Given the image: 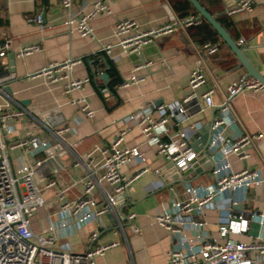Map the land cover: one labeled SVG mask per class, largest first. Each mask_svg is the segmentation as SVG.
Listing matches in <instances>:
<instances>
[{"label": "crops", "instance_id": "0c3cea01", "mask_svg": "<svg viewBox=\"0 0 264 264\" xmlns=\"http://www.w3.org/2000/svg\"><path fill=\"white\" fill-rule=\"evenodd\" d=\"M95 1L105 3L112 16H98L93 21L96 38L87 39L71 33L65 25L67 12L60 0H0V43L6 39L12 42V52L2 61L9 66V73L16 76L8 86L14 99L21 102L28 113L17 123V127L27 132L32 128V118L60 114L69 128L62 134H51L46 129L36 130L42 144L40 148L28 152L15 150L12 159L19 172L40 163L37 182L43 188L45 205L34 214L32 229L38 236H52L57 250L81 254L90 248L116 243L115 247L97 257V264H168L169 252L176 239L157 224L155 216L172 201L184 198L190 186L206 187L213 183V163L209 156L200 164L201 173L184 179H163L154 170L159 167L168 169L170 164L162 156L152 155V169L132 185L131 201L126 204L120 202L116 206L120 215L136 214L132 223L123 219L124 230L117 226L113 214L96 216L94 213L104 205L105 195L112 194L111 187L105 183L94 190V204L86 210L74 213L72 210H61V206L63 202L74 201L84 193L86 163L93 157L95 163L100 164L101 158L97 152L116 138L123 127L122 119L143 107L172 106L181 102L190 91V73L199 61L204 62L207 79V85L201 87L199 93L212 88L217 105L223 102L228 86L242 76H248L247 71L226 43H218L219 51L208 56L203 49L204 44L211 42L208 31L202 23L189 28L176 24L196 14L181 17L174 8L175 0H76L74 10L81 13ZM199 2L216 18L229 23L227 31L237 44L245 40V45L240 47H243L249 62L264 76V0H260L253 10L233 16H228L226 12L238 0ZM37 16H41V23L28 21ZM125 19L135 20L143 30L166 24L175 26V30L146 45L140 53H128L114 36L115 23ZM33 43L38 44V51L24 58L16 56L22 46ZM107 46H110L109 53L103 49ZM101 52L104 54L99 55ZM12 53L15 54L14 66L10 60ZM75 60L82 62L73 67L72 78L90 80L84 90L66 95L63 82L53 83L38 75L51 63ZM108 60L114 63L122 83L132 75L143 80L128 87L118 85L112 92L108 88L111 80ZM105 73L109 76L106 84L101 78ZM1 76L4 74L0 72ZM80 96L95 112L93 118H87L71 103L72 99ZM196 103L197 107H204L201 98ZM232 105L239 121L226 128V135L241 131L264 133V93L241 94L234 98ZM218 115V109L207 108L202 112L196 109L183 123L173 118L169 124L170 135L165 139L176 138L178 130L195 125L194 131L189 130L193 145L196 134L209 126ZM206 134L200 133L194 142L201 145ZM142 141L139 128H133L126 137L128 144H141ZM230 163L235 172L251 167L262 171L264 178V152L260 154L253 150L248 160L231 157ZM139 168L137 164H129L122 171L130 176ZM49 182H55V185L46 188ZM223 197L238 203L218 208L220 203L213 202L202 214L194 212L192 218L195 221L203 220L206 225L192 230V236L205 233L218 237L219 222L224 221L229 213L240 215L257 210L264 202V190L251 189L245 197L242 192H228ZM86 213L89 216H85ZM132 226L138 228L139 232H134ZM249 227L248 233L234 236L233 239L250 241L264 238V228L261 230L259 224L253 222Z\"/></svg>", "mask_w": 264, "mask_h": 264}, {"label": "built area", "instance_id": "2783aa9c", "mask_svg": "<svg viewBox=\"0 0 264 264\" xmlns=\"http://www.w3.org/2000/svg\"><path fill=\"white\" fill-rule=\"evenodd\" d=\"M66 10L65 25L71 33H77L82 38L95 39L93 21L98 16H112L110 8L101 1L92 2L83 12L76 13V0H60ZM260 0H238L237 4L227 10L228 16L241 14L253 10ZM29 22L41 23V16L31 18ZM203 18L192 15L179 20L183 28L200 25ZM175 26L166 24L156 29L143 30L133 19L118 20L114 26V36L125 52L140 53L142 48L153 43L159 37L174 32ZM245 40L238 42L245 45ZM218 43H206L203 46L208 56L219 51ZM110 52V46L104 47ZM39 50L36 43L27 44L16 53L19 58L27 57ZM12 52V42L6 39L0 43V264H97V257L103 255L113 243L108 246H98L78 254L71 251L57 250L52 236H38L32 229L34 214L45 205L44 191L37 182L40 163L30 165L20 172L15 168L12 153L15 150L31 151L40 148L39 136L36 130L46 129L51 134H62L69 130L65 118L60 114H50L44 118H32L30 131L25 132L17 127V123L28 114L21 102L14 99L5 90L9 82L16 79L14 73H9V66L3 63ZM81 60L64 63H51L44 67L38 75L48 78L53 83L63 82L64 93L71 95L84 90L90 82L89 78L73 79L72 69ZM149 64H145L148 66ZM204 62L199 61L191 71L189 77V93L172 106L143 107L122 119L123 127L116 138L98 150L100 164L95 163L93 157L86 163L84 193L74 201H65L61 210H72L79 213L94 204L92 193L101 183L109 185L112 194L105 195V203L97 209L96 216L113 214L117 226L123 229V219L133 222L135 213H118L116 206L120 202L131 201L132 185L144 174L151 171L150 157L154 154L162 156L170 166L159 167L154 170L158 177L180 179L186 178L185 173L191 172L199 164L198 153L190 141L189 130H195V125L188 129L178 130L176 138L166 140L170 135L169 124L173 118L180 119V123L188 120L191 113L197 109H218L219 115L213 118L210 126L211 141L208 156L212 159L211 176L213 183L206 187H192L187 195L171 204L155 216L158 225L166 229L176 241L169 252L168 264H264V238L258 237L250 241H237L234 236L249 232V224L257 223L264 228V202L253 212L237 215L229 213L224 221L219 222L218 237L205 233L192 236L191 231L206 225L203 220L195 221L194 212L202 214L213 203H220L218 208H227L238 202L224 198L228 192H242L244 197L251 189L264 190L262 171L246 168L235 172L230 163L231 157L248 160L252 151L264 152V133H249L246 131L226 135V128L239 121L233 108L232 101L241 94L264 93V85L256 78L242 76L232 82L226 91L220 105L214 102L215 91L207 88L202 94L199 89L207 85L203 68ZM132 75L123 87L138 84L142 81ZM204 101V107H197V100ZM87 118L94 117L95 112L80 96L72 99ZM133 128H139L143 141L141 144H128L126 137ZM198 130V129H197ZM129 164L140 166L133 175H125L123 167ZM190 174V173H189ZM188 174V175H189ZM55 182L46 184L51 188ZM62 192L61 197L64 198ZM124 195V199L119 196ZM85 216H89L86 213ZM84 216V217H85ZM125 218H124V217ZM86 218V217H85ZM134 232L139 229L132 226ZM96 239L94 235L93 240Z\"/></svg>", "mask_w": 264, "mask_h": 264}, {"label": "water", "instance_id": "95a60500", "mask_svg": "<svg viewBox=\"0 0 264 264\" xmlns=\"http://www.w3.org/2000/svg\"><path fill=\"white\" fill-rule=\"evenodd\" d=\"M189 2L192 4V6L195 8V10L198 12V14L206 20L213 29L219 34V36L223 39V41L228 45V47L232 50V52L236 55L237 59L241 63V65L246 69L247 75L249 77H253L258 79L263 85H264V76L260 74L254 66L249 62V60L246 58L244 54L243 47H240L237 42L231 37L227 29L217 20V18L212 15L200 2L199 0H189ZM11 65H15V54L10 55ZM105 84L109 81L108 74H103L101 77ZM8 94L12 95V89L7 86L5 88ZM25 104V103H23ZM207 132V134L202 138L201 145H199V142H194L195 138L201 133ZM211 141V132H210V126H206L202 128L199 133L196 134V136L193 138V147L195 151L198 153V161L199 164H196L194 169L190 172H186L185 175L187 178L190 176H195L196 174H199L202 172V168L200 164H203V159L205 157H208V147L210 145ZM190 173V174H189ZM189 174V175H188ZM119 199H124V195L119 196Z\"/></svg>", "mask_w": 264, "mask_h": 264}, {"label": "trees", "instance_id": "16d2710c", "mask_svg": "<svg viewBox=\"0 0 264 264\" xmlns=\"http://www.w3.org/2000/svg\"><path fill=\"white\" fill-rule=\"evenodd\" d=\"M174 8L179 13L181 17H184L188 14H196L199 15L198 12L195 10V8L192 6V4L189 2V0H175ZM209 11V10H208ZM210 12V11H209ZM211 13V12H210ZM217 20L228 30L229 29V23L226 21L221 20L220 18H217ZM202 26L208 31V37L211 39L212 43H225L223 39L219 36V34L213 29V27L203 19ZM99 55H103L104 52L98 53ZM97 54V55H98ZM108 64L110 66L109 68V76H110V82L108 85V88L115 92V88L118 85L123 84L122 80L119 78L116 68L114 66V63L111 60H108Z\"/></svg>", "mask_w": 264, "mask_h": 264}, {"label": "rangeland", "instance_id": "374dc122", "mask_svg": "<svg viewBox=\"0 0 264 264\" xmlns=\"http://www.w3.org/2000/svg\"><path fill=\"white\" fill-rule=\"evenodd\" d=\"M41 189H43V188H41Z\"/></svg>", "mask_w": 264, "mask_h": 264}]
</instances>
